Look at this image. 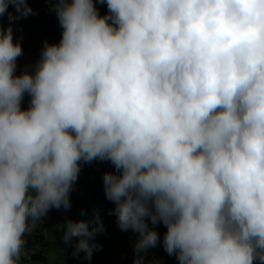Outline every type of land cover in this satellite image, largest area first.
I'll list each match as a JSON object with an SVG mask.
<instances>
[{
	"label": "clouds",
	"instance_id": "9594fccd",
	"mask_svg": "<svg viewBox=\"0 0 264 264\" xmlns=\"http://www.w3.org/2000/svg\"><path fill=\"white\" fill-rule=\"evenodd\" d=\"M51 2L61 38L17 75L11 22L34 10L0 0V264L96 160L134 264L161 243L178 264H264V0ZM57 227L74 255L102 247L98 210Z\"/></svg>",
	"mask_w": 264,
	"mask_h": 264
},
{
	"label": "crops",
	"instance_id": "0c3cea01",
	"mask_svg": "<svg viewBox=\"0 0 264 264\" xmlns=\"http://www.w3.org/2000/svg\"><path fill=\"white\" fill-rule=\"evenodd\" d=\"M29 3L34 14L11 22L14 40H20L22 43L23 55L20 57H30V63L23 65L19 74L25 70L33 71L43 42L47 40L49 43H58L62 32L51 0H29ZM96 7L99 14L107 9L106 4L98 2ZM8 11L14 12V8L9 6ZM2 22L7 28L10 23L7 13ZM29 102L30 97L26 93L22 108H27ZM106 171H114L110 162L96 160L91 164L82 163L78 180L70 193V209H51L47 216L41 218V222L37 223L31 234H26V255L22 256V264H134L133 243L138 234L121 231L116 217L109 214L114 204L106 199L104 193L102 177ZM94 210L99 211L105 230L94 238L95 243L102 247L93 252L91 260H87L83 252L74 255L72 245H65L62 240L63 230L57 226L66 219L87 220L91 218ZM38 227H42L44 235V241L41 243H35L34 234ZM156 229L162 241L166 228L161 224L157 225ZM77 239L73 238L74 241ZM33 252H38L37 256L31 257ZM144 257L159 260L160 264H178L175 256H169L164 251L162 243L154 249H149Z\"/></svg>",
	"mask_w": 264,
	"mask_h": 264
},
{
	"label": "built area",
	"instance_id": "2783aa9c",
	"mask_svg": "<svg viewBox=\"0 0 264 264\" xmlns=\"http://www.w3.org/2000/svg\"><path fill=\"white\" fill-rule=\"evenodd\" d=\"M28 63H30V57L29 56L20 57L17 60L16 74L18 75L21 72L23 65H26ZM25 252H26V250H25ZM144 264H160V262H159V260H156V259H150L148 257H144Z\"/></svg>",
	"mask_w": 264,
	"mask_h": 264
},
{
	"label": "trees",
	"instance_id": "16d2710c",
	"mask_svg": "<svg viewBox=\"0 0 264 264\" xmlns=\"http://www.w3.org/2000/svg\"><path fill=\"white\" fill-rule=\"evenodd\" d=\"M107 13V9L105 11H103L100 15H105ZM34 237H35V243H41L44 241V235H43V230H42V227H38L36 229V232L34 234ZM26 249V248H25ZM38 252L36 253H32L31 254V257H35L37 256ZM111 264V263H110Z\"/></svg>",
	"mask_w": 264,
	"mask_h": 264
}]
</instances>
